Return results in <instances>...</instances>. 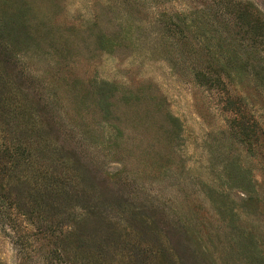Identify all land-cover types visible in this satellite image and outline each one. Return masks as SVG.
Listing matches in <instances>:
<instances>
[{"label":"rangeland","instance_id":"374dc122","mask_svg":"<svg viewBox=\"0 0 264 264\" xmlns=\"http://www.w3.org/2000/svg\"><path fill=\"white\" fill-rule=\"evenodd\" d=\"M237 15L264 0H0V264H264V39Z\"/></svg>","mask_w":264,"mask_h":264},{"label":"trees","instance_id":"16d2710c","mask_svg":"<svg viewBox=\"0 0 264 264\" xmlns=\"http://www.w3.org/2000/svg\"><path fill=\"white\" fill-rule=\"evenodd\" d=\"M248 15L252 16L251 13L248 14ZM243 18H244V16H243ZM259 21H260L259 19H255V18H254V20H252L250 22L249 21L248 22L242 21L241 20V16L237 15V16L234 17V21H233V17H232V20L230 21V23L231 22H235V27L236 26L249 27L247 32H250V31H253V30H256V29H260V33H257L256 35L259 38L264 39V25L260 26ZM256 38H254L253 40L256 41ZM255 43H257V42H255ZM238 111L236 110V114H237ZM242 127L247 131V132H244V134H246L247 138L250 139L251 136H252L253 129L250 126H245L244 124H242ZM16 149L17 150H21L22 148L18 147ZM19 152L21 153V151H19ZM30 152L31 151H28V158H27V160H25V162H26V164L24 166L25 169H29L32 166V164L34 163L33 158L31 159V154H29ZM24 153H25V151H22V154H24ZM37 175L40 178H42L43 181H44V182H41V187H42V190L44 191L43 195L46 196V199L48 198L50 200L52 198H56V196H58L60 194L62 195V194H66V193L69 192L68 189H66L64 187H60L62 182L65 183V180H67V178H62V176H60L59 174H56L53 171H49L48 169L44 170L42 168H40L37 171ZM43 195L40 193L39 196L41 198H44ZM80 240L81 239H80V236H79V237L76 238L75 241H80Z\"/></svg>","mask_w":264,"mask_h":264}]
</instances>
